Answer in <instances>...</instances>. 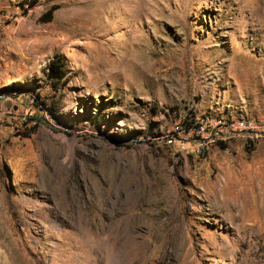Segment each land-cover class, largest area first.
Here are the masks:
<instances>
[{
	"label": "rangeland",
	"instance_id": "1",
	"mask_svg": "<svg viewBox=\"0 0 264 264\" xmlns=\"http://www.w3.org/2000/svg\"><path fill=\"white\" fill-rule=\"evenodd\" d=\"M260 124L264 0H0V264H264Z\"/></svg>",
	"mask_w": 264,
	"mask_h": 264
},
{
	"label": "built area",
	"instance_id": "2",
	"mask_svg": "<svg viewBox=\"0 0 264 264\" xmlns=\"http://www.w3.org/2000/svg\"><path fill=\"white\" fill-rule=\"evenodd\" d=\"M220 122V121H219ZM224 122H222L221 124L224 126V127H226V128H231V126L230 125H228V124H223ZM250 127V125H245V124H242L241 126H239L238 127V130L239 131H243V130H245V129H248ZM258 134L260 135V136H264V124H260L259 126H258ZM189 131L190 132H192L193 131V128H189Z\"/></svg>",
	"mask_w": 264,
	"mask_h": 264
},
{
	"label": "trees",
	"instance_id": "3",
	"mask_svg": "<svg viewBox=\"0 0 264 264\" xmlns=\"http://www.w3.org/2000/svg\"><path fill=\"white\" fill-rule=\"evenodd\" d=\"M52 11H53L52 9L49 10V11L47 12V14L51 16ZM62 66H63L62 63H59V62H57V61H55V60H51V62L49 63V66H48V67H49V69L51 70V72H59V71L62 70Z\"/></svg>",
	"mask_w": 264,
	"mask_h": 264
}]
</instances>
